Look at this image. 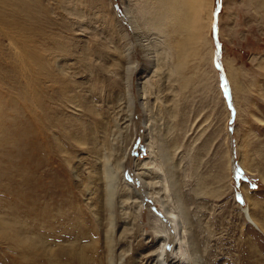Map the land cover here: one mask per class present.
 <instances>
[{"label":"rangeland","instance_id":"obj_1","mask_svg":"<svg viewBox=\"0 0 264 264\" xmlns=\"http://www.w3.org/2000/svg\"><path fill=\"white\" fill-rule=\"evenodd\" d=\"M159 251L264 264V0H0V264Z\"/></svg>","mask_w":264,"mask_h":264},{"label":"bare ground","instance_id":"obj_2","mask_svg":"<svg viewBox=\"0 0 264 264\" xmlns=\"http://www.w3.org/2000/svg\"><path fill=\"white\" fill-rule=\"evenodd\" d=\"M187 3V2H186ZM189 3V2H188ZM210 10H211V5H210V9H209V18H208V22H211L210 20H211V12H210ZM162 17H164V16H162ZM209 24V23H208ZM208 27H209V25H208ZM225 66H226V70H227V75H228V77L230 78V81H231V77H232V75H233V72H232V69L230 68V67H228L226 64H225ZM232 83V82H231ZM30 106V105H29ZM27 107V106H26ZM27 108H29V107H27ZM142 171H139V173L140 174H138L139 176H143V177H145L146 175H151V174H153L154 176H155V174H154V172L149 168V167H145V166H143L142 168ZM150 172V174H147V173H149ZM146 173V174H145ZM152 175V176H153ZM112 178H113V176H111ZM145 182V181H144ZM246 199V198H245ZM175 223V222H174ZM253 223V222H252ZM252 226L255 228V229H257V230H259L258 229V227H257V225L255 224V223H253L252 224ZM161 239V238H160ZM168 243V242H167ZM165 244H166V242H164V244L162 245V250L164 249V246H165ZM160 252V251H159ZM161 252H164V251H161ZM161 252L160 253H158L159 255H158V263L159 264H163V260H162V258H163V256H162V254H161ZM166 254V253H165ZM164 255V254H163ZM174 255V254H173ZM173 255H171V256H173ZM166 256V255H165ZM171 259V258H170ZM183 259L181 258V256H179L178 257V261H177V263H180L181 261H182ZM164 261H165V259H164ZM184 261V260H183ZM165 263V262H164Z\"/></svg>","mask_w":264,"mask_h":264},{"label":"water","instance_id":"obj_3","mask_svg":"<svg viewBox=\"0 0 264 264\" xmlns=\"http://www.w3.org/2000/svg\"><path fill=\"white\" fill-rule=\"evenodd\" d=\"M218 51H219V50L217 49V52H218ZM226 88H227V87H226ZM226 88H224V90H225V91H224V92H225V94H226ZM226 97H228V96H226Z\"/></svg>","mask_w":264,"mask_h":264}]
</instances>
